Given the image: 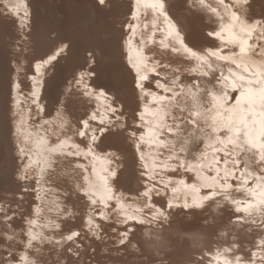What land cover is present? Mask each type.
<instances>
[{
    "label": "snow or ice",
    "instance_id": "snow-or-ice-1",
    "mask_svg": "<svg viewBox=\"0 0 264 264\" xmlns=\"http://www.w3.org/2000/svg\"><path fill=\"white\" fill-rule=\"evenodd\" d=\"M90 11L111 52L0 0V264H264V0Z\"/></svg>",
    "mask_w": 264,
    "mask_h": 264
},
{
    "label": "bare ground",
    "instance_id": "bare-ground-1",
    "mask_svg": "<svg viewBox=\"0 0 264 264\" xmlns=\"http://www.w3.org/2000/svg\"><path fill=\"white\" fill-rule=\"evenodd\" d=\"M55 2H57V0H33V7L38 11L40 18L43 21L52 24L57 28H59L60 30H62L67 36H69L72 39L73 42L75 40L83 41L84 45L80 47L82 52L83 49L88 47H93L96 45L104 47L105 51L108 52H111L113 50L112 46H109L107 44L108 37L105 35L107 22L104 20L97 19L95 14L90 11V0H63V4L57 9H56V5H54ZM212 2H214V0H212ZM226 2H228V0H226ZM41 7H43V10H41ZM51 12H53V15H51ZM144 12L149 14L148 18L150 19V9L145 8ZM55 17L64 18L62 26H60L58 22H55L54 20ZM144 19L145 17L142 16V20ZM89 27H91V29H89ZM133 47L135 48L136 45L134 44ZM149 47H152V45L150 44ZM131 55L135 56L136 53L132 52ZM115 70L116 69L113 65H109V64L101 65V71L104 74L103 76L104 79H106L107 76L113 73ZM49 86L47 87V89L49 88ZM47 89L44 94V102L46 104H48L51 101L47 96ZM95 103L98 104L101 107V109L103 108L104 101L102 99L96 101ZM55 202H58L57 196L54 194H50L47 197V203L43 206L44 207V211L42 212L43 219L52 218L56 215ZM36 203H40V202L37 201ZM49 209H51V211ZM188 222L195 223L196 221L193 220ZM44 231H48V230L45 229ZM184 238L188 239L187 236ZM178 239L179 238L176 236L162 238L161 243H165L169 245V247H171L172 243ZM188 242L191 245L194 241L188 239Z\"/></svg>",
    "mask_w": 264,
    "mask_h": 264
},
{
    "label": "rangeland",
    "instance_id": "rangeland-1",
    "mask_svg": "<svg viewBox=\"0 0 264 264\" xmlns=\"http://www.w3.org/2000/svg\"><path fill=\"white\" fill-rule=\"evenodd\" d=\"M62 4H63V0H57V2L54 3V5H56V9H57L58 7H60ZM41 10H43V7H41ZM51 15H53V12H51ZM58 18H59V20H58ZM58 18L55 17L54 20H55V22H58V24H59L60 26H62V23H63L64 18H63V17H58ZM60 18H61V19H60ZM60 21H61V23H60ZM89 29H91V27H89ZM73 32H74V31H73ZM73 32H71V33H73ZM74 42H76V43H74L76 49H77L78 51L82 52L81 49H80V47L84 45V42H83V41H78V40H75ZM58 83H59V85H58ZM61 84H62V77H61V76H58L57 79H56V82H54L53 84H51V85L49 86V88L47 89V96H48V98H49L51 101L54 100V98H55V96H56V93H57V91L59 90V87H60ZM56 88H57V89H56ZM54 90H55V91H54Z\"/></svg>",
    "mask_w": 264,
    "mask_h": 264
}]
</instances>
